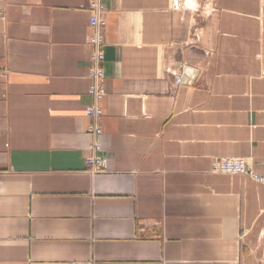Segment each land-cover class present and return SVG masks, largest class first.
Listing matches in <instances>:
<instances>
[{
	"label": "crops",
	"instance_id": "obj_1",
	"mask_svg": "<svg viewBox=\"0 0 264 264\" xmlns=\"http://www.w3.org/2000/svg\"><path fill=\"white\" fill-rule=\"evenodd\" d=\"M90 2L0 0V264H264V0H102L96 175Z\"/></svg>",
	"mask_w": 264,
	"mask_h": 264
},
{
	"label": "built area",
	"instance_id": "obj_2",
	"mask_svg": "<svg viewBox=\"0 0 264 264\" xmlns=\"http://www.w3.org/2000/svg\"><path fill=\"white\" fill-rule=\"evenodd\" d=\"M89 10L91 12L90 28L92 35L89 39V44L93 47V52L90 56L91 68L88 73L90 82L88 95L92 98V104L86 107L85 114L91 119L93 124L87 130V134L92 139L90 147L91 155L86 159V166L92 175L102 174L107 170L108 160L103 153V147L100 142L103 136L101 127V119L103 117V109L101 101L107 96L106 93V76L103 68L105 55L103 47L105 42V13L106 7L102 0H91ZM182 78L176 79V86L182 84ZM213 173L227 175H248L258 183L264 184V178L249 172L247 170L246 161L237 158H222L214 161ZM68 264H93L91 262H71Z\"/></svg>",
	"mask_w": 264,
	"mask_h": 264
},
{
	"label": "water",
	"instance_id": "obj_3",
	"mask_svg": "<svg viewBox=\"0 0 264 264\" xmlns=\"http://www.w3.org/2000/svg\"><path fill=\"white\" fill-rule=\"evenodd\" d=\"M192 73H194V70L188 69V68L185 69V76L186 77H188V75H190ZM186 81H187V79L186 80L185 79H182V82H186Z\"/></svg>",
	"mask_w": 264,
	"mask_h": 264
},
{
	"label": "bare ground",
	"instance_id": "obj_4",
	"mask_svg": "<svg viewBox=\"0 0 264 264\" xmlns=\"http://www.w3.org/2000/svg\"><path fill=\"white\" fill-rule=\"evenodd\" d=\"M192 5V4H191ZM211 9V8H210Z\"/></svg>",
	"mask_w": 264,
	"mask_h": 264
}]
</instances>
